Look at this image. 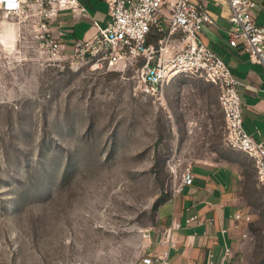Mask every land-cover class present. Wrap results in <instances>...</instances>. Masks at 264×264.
I'll list each match as a JSON object with an SVG mask.
<instances>
[{"label":"rangeland","instance_id":"rangeland-1","mask_svg":"<svg viewBox=\"0 0 264 264\" xmlns=\"http://www.w3.org/2000/svg\"><path fill=\"white\" fill-rule=\"evenodd\" d=\"M26 21L0 10V264H137L159 205L218 143H176L181 85L167 105L130 71L54 61ZM250 200L245 262L264 264V186Z\"/></svg>","mask_w":264,"mask_h":264},{"label":"built area","instance_id":"built-area-1","mask_svg":"<svg viewBox=\"0 0 264 264\" xmlns=\"http://www.w3.org/2000/svg\"><path fill=\"white\" fill-rule=\"evenodd\" d=\"M82 1L0 0V10L6 19H26L40 48L50 59L130 71L138 89L147 97L163 98L164 88L179 76L198 77L216 85L225 118V144L254 162L257 180L264 184V142L255 140L244 126L243 103L238 91L241 83L203 41L205 27L215 24L207 8L210 0H108L110 20L106 26L94 22L98 29L94 38L62 41L53 34L52 26L63 12L85 15ZM227 3L231 25L229 45L243 49L252 61L264 67V27L257 24L254 15L258 5L253 0H227ZM153 29L162 34L157 43L148 41ZM193 182L189 166L173 198L185 189L191 194ZM230 219L237 231L252 222L251 215L243 211L234 213ZM195 220L194 217L187 222ZM179 228L181 225L177 223L168 229L167 243ZM247 237V233L242 234V238ZM170 249L171 246L159 254L146 256L143 264H167ZM207 264H233L231 248L225 246L218 261L210 254Z\"/></svg>","mask_w":264,"mask_h":264},{"label":"crops","instance_id":"crops-1","mask_svg":"<svg viewBox=\"0 0 264 264\" xmlns=\"http://www.w3.org/2000/svg\"><path fill=\"white\" fill-rule=\"evenodd\" d=\"M253 1L258 5L254 11L257 24L264 27V0ZM82 5L85 15L63 12L57 18L52 26L56 37L65 42L88 41L98 33L94 22L107 25L110 20L108 0H83ZM207 8L215 24L205 27L203 41L225 61L241 83L238 91L243 103L244 126L255 140L264 142V67L252 61L243 49L229 45L231 25L227 0H210ZM175 85L182 86L175 114L183 117L176 123V143H218V148L208 149L194 160L191 194L185 189L159 205L148 238L147 256L159 254L171 246L167 264H207L210 254L220 260L227 246L232 250L233 264H246L250 228L258 221V209L250 199L255 187L264 184L254 181L250 185L251 177L257 179L254 162L225 144V118L219 103V88L202 78L179 76L164 88V92ZM166 96L164 94V102L168 105ZM232 153L241 161L232 157ZM239 211L249 213L252 218L241 231L233 228L234 222L230 219ZM194 217L196 220L189 224L187 221ZM177 223L181 228L173 231L170 245L166 242V234ZM243 233L248 237L242 238ZM137 264H143V260Z\"/></svg>","mask_w":264,"mask_h":264},{"label":"trees","instance_id":"trees-1","mask_svg":"<svg viewBox=\"0 0 264 264\" xmlns=\"http://www.w3.org/2000/svg\"><path fill=\"white\" fill-rule=\"evenodd\" d=\"M162 37V34L157 30L153 29L149 35V42L157 43L159 39Z\"/></svg>","mask_w":264,"mask_h":264}]
</instances>
